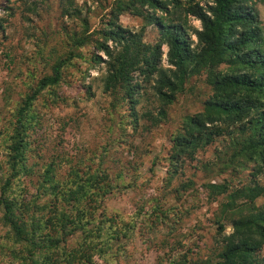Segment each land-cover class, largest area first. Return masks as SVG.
Wrapping results in <instances>:
<instances>
[{"label": "trees", "instance_id": "obj_1", "mask_svg": "<svg viewBox=\"0 0 264 264\" xmlns=\"http://www.w3.org/2000/svg\"><path fill=\"white\" fill-rule=\"evenodd\" d=\"M20 1L26 12L35 7ZM73 2L59 0L60 17L80 16ZM260 2L111 0L108 19L95 31L96 39L87 34L83 18L77 19L81 30L63 33L66 49L62 54L51 51V57L46 58L43 47L38 46L48 73L28 85L26 93H17L14 102L10 100V85L3 90L4 106L12 110L6 122L5 170L0 175V264H118L128 259L124 248L135 237L151 243L157 233L161 234L159 249L165 250L160 258L163 264H264V185L256 180L264 172ZM122 14L140 18V30L122 28L118 24ZM188 17L199 22L198 30L188 26ZM145 27L156 29L155 43L142 40ZM86 45L101 52L104 59L94 53L83 54ZM162 46L167 49L169 68L160 66ZM77 61L87 66L103 64L102 91L115 101H127L132 124L139 119L133 109L142 86L150 85L159 103L157 115L149 117L155 126L165 119L166 108L178 95L192 91L189 81L202 78L208 94L200 111L184 116L170 136L164 186L170 185L185 161L195 160L215 143L220 147L214 149L213 162L201 164L203 171L215 176L226 171L248 175L246 181L234 186L226 180L201 184L207 201H217L212 244L203 257L181 244L185 236H176L185 209L164 208L154 202L148 213L136 209L126 217L108 216L101 211V203L119 189L118 175L110 176L100 167L93 169L88 159L67 152L44 160L35 151L34 136L41 127L39 108L67 103L57 91L67 84L64 75ZM101 158L95 156L96 160ZM193 186L190 180L182 183L173 191L174 200L179 201L185 190H195Z\"/></svg>", "mask_w": 264, "mask_h": 264}, {"label": "rangeland", "instance_id": "obj_2", "mask_svg": "<svg viewBox=\"0 0 264 264\" xmlns=\"http://www.w3.org/2000/svg\"><path fill=\"white\" fill-rule=\"evenodd\" d=\"M26 1L35 4L27 12L23 10L20 0H0V175L5 170L8 153L4 144L8 126L6 122L12 110V107L6 108L2 100L5 85H10V100L14 102L17 93H26L28 85H33L36 79L48 73L44 65L46 60L41 61L38 46L43 47L46 58L51 57V51L62 54L66 49L63 33L81 30L78 20L83 18L87 21V34L96 39L95 31L103 27L111 7V0H74L73 6L80 12V16L75 19L60 17L59 0ZM257 11L264 27V0L257 4ZM187 22L189 27L199 29V22L195 19L188 17ZM118 24L128 31L137 32L143 21L122 14L118 16ZM189 37L195 42L191 32ZM157 39L158 33L154 27L144 28V43L153 44ZM166 51V47L162 46V68H169L165 59ZM88 53L104 59L103 54L94 51L91 45L84 48L83 54ZM67 72L64 75V83L67 84L57 91L68 99L67 103H58L48 109L39 108L41 127L34 136L35 151L44 160L60 151L67 152L68 155H77L86 161L88 159L87 163L93 169L100 167L107 170L110 176L118 175L119 189L111 191L101 203V211L108 216L115 214L126 217L136 209L148 213L154 202L161 203L164 208L176 206L178 210L185 209L186 214L182 212L183 223L177 227L176 236H185L181 244L190 247L194 255L203 257L206 248L212 244L213 213L217 201H207L201 184L208 181L219 184L226 180L234 186L246 181L248 175L247 172L234 175L226 171L215 176L203 171L201 164L213 162L214 149L220 147L215 143L198 153L195 160L185 161L170 185L167 188L164 186L170 136L180 126L184 116L200 111L201 102L208 94L202 78L191 79L189 85L192 91L178 95L173 104L166 108L165 119L152 126L149 117L157 115L159 103L150 85L142 86L139 92L141 97L133 109L139 119L137 124H132L127 101H115L113 96L102 91V63L87 66L77 61ZM132 125L135 126L134 131ZM95 156L102 158L96 160ZM34 159H29V162ZM187 180L194 182L192 189L195 190L183 191L181 199L175 201L173 191ZM256 180L264 185V172ZM220 199L217 198L218 201ZM258 203H263V200ZM229 231L230 227L226 225L225 233ZM160 238L161 234L157 233L153 242L149 243L145 238L135 237L124 248L128 259L118 264H163L160 258L165 250L159 249ZM196 240L198 242H193ZM169 249L168 245L166 250Z\"/></svg>", "mask_w": 264, "mask_h": 264}]
</instances>
